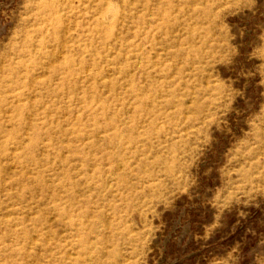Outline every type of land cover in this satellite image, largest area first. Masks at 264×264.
I'll return each instance as SVG.
<instances>
[{"label": "rangeland", "instance_id": "rangeland-1", "mask_svg": "<svg viewBox=\"0 0 264 264\" xmlns=\"http://www.w3.org/2000/svg\"><path fill=\"white\" fill-rule=\"evenodd\" d=\"M0 264H264V0H0Z\"/></svg>", "mask_w": 264, "mask_h": 264}, {"label": "bare ground", "instance_id": "bare-ground-1", "mask_svg": "<svg viewBox=\"0 0 264 264\" xmlns=\"http://www.w3.org/2000/svg\"><path fill=\"white\" fill-rule=\"evenodd\" d=\"M95 6V5H94ZM97 10L99 11V10H101V12H102V14L100 13L99 15L102 17V18H104V17H106L107 15V12L109 11V9H108V11H106L105 9H103L102 7H98L97 8ZM104 12V13H103ZM81 13V12H80ZM55 15V14H54ZM71 16V15H70ZM83 19V18H82ZM95 21V20H94ZM96 22V21H95ZM99 23V26H102V23L99 21L98 22ZM50 27L51 28H56V26H55V24H51L50 25ZM71 62V65L69 66V74H71L72 72H73V70H72V65H73V60H71L70 61ZM59 63L61 64L62 63V61L60 62L59 61ZM49 67V66H48ZM65 69H68V68H65V67H62V64L59 66V68H58V70L55 72V74H54V76H53V78L54 79H57L58 81H60V83L58 84V86L56 87V88H54V89H51V88H47V94H57V96H59V94L61 93L62 94V91L64 90V87H65V83H66V79H67V77L65 76L64 77V75L63 74H65L66 73V70Z\"/></svg>", "mask_w": 264, "mask_h": 264}]
</instances>
